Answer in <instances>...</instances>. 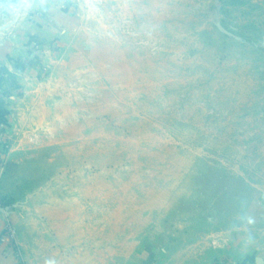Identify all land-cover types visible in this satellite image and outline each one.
Wrapping results in <instances>:
<instances>
[{
    "label": "rangeland",
    "instance_id": "rangeland-1",
    "mask_svg": "<svg viewBox=\"0 0 264 264\" xmlns=\"http://www.w3.org/2000/svg\"><path fill=\"white\" fill-rule=\"evenodd\" d=\"M79 5L6 142L0 199L24 264L264 245V0Z\"/></svg>",
    "mask_w": 264,
    "mask_h": 264
},
{
    "label": "crops",
    "instance_id": "crops-1",
    "mask_svg": "<svg viewBox=\"0 0 264 264\" xmlns=\"http://www.w3.org/2000/svg\"><path fill=\"white\" fill-rule=\"evenodd\" d=\"M80 0H0V133L2 142L14 139L15 129L30 103L42 90L41 69L50 68L73 43L81 26ZM23 4V7L21 5ZM12 25L9 24L14 20ZM6 29L1 30V28ZM9 155L0 144V178ZM14 216L0 211V234L13 228ZM16 243L18 244L19 242ZM19 247V244H18ZM19 251L20 247H19ZM211 251V252H210ZM0 264H24L7 245L0 244ZM175 264H264V245L230 244L205 249L198 261L183 257Z\"/></svg>",
    "mask_w": 264,
    "mask_h": 264
},
{
    "label": "built area",
    "instance_id": "built-area-1",
    "mask_svg": "<svg viewBox=\"0 0 264 264\" xmlns=\"http://www.w3.org/2000/svg\"><path fill=\"white\" fill-rule=\"evenodd\" d=\"M0 128H1V124H0ZM0 144L2 145L3 151H6L7 144L5 142H2L1 133H0ZM0 244H4L10 247L17 258L21 257L19 247L18 244L16 243V238L12 228H7L4 233L0 234Z\"/></svg>",
    "mask_w": 264,
    "mask_h": 264
},
{
    "label": "water",
    "instance_id": "water-1",
    "mask_svg": "<svg viewBox=\"0 0 264 264\" xmlns=\"http://www.w3.org/2000/svg\"><path fill=\"white\" fill-rule=\"evenodd\" d=\"M24 2H25V0H23V3H24ZM21 7H23V4L21 5ZM16 21H17V19H14V20L9 24V26H12ZM216 27L218 28V30H219L221 33H223V34H225V35H227V36H229V37L235 38V36H233L230 32H228L227 30H225L220 24H216ZM4 29H6V27L1 28V30H4ZM0 211H3V212H4V211H6V210L0 207Z\"/></svg>",
    "mask_w": 264,
    "mask_h": 264
},
{
    "label": "trees",
    "instance_id": "trees-1",
    "mask_svg": "<svg viewBox=\"0 0 264 264\" xmlns=\"http://www.w3.org/2000/svg\"><path fill=\"white\" fill-rule=\"evenodd\" d=\"M6 170H7V167H6ZM0 207L3 208V209H5L7 211V209H8V202H7L6 199H4V198H1L0 199Z\"/></svg>",
    "mask_w": 264,
    "mask_h": 264
}]
</instances>
